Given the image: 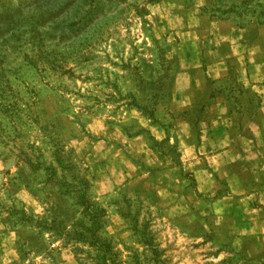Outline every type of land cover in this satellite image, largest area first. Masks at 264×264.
<instances>
[{"label": "rangeland", "instance_id": "rangeland-1", "mask_svg": "<svg viewBox=\"0 0 264 264\" xmlns=\"http://www.w3.org/2000/svg\"><path fill=\"white\" fill-rule=\"evenodd\" d=\"M197 13L264 59V0H0V264H264V99L235 156L189 159L205 173L151 134Z\"/></svg>", "mask_w": 264, "mask_h": 264}, {"label": "crops", "instance_id": "crops-1", "mask_svg": "<svg viewBox=\"0 0 264 264\" xmlns=\"http://www.w3.org/2000/svg\"><path fill=\"white\" fill-rule=\"evenodd\" d=\"M192 20L184 25L182 33L181 70L176 74L171 97L162 107L159 121L151 126V134L158 141L179 140L181 155L188 158L184 164L195 165L187 169L205 173L204 167L189 159L205 155L220 161L221 157L235 156L230 142L239 138L247 141L246 111L253 106L254 94L264 99V59L254 56L248 26L212 20L198 13ZM261 104L264 108V100ZM237 109L242 111L244 126L240 132L234 129L233 114ZM145 140L144 136L129 140L133 157L142 161L149 158V165H158L160 172L176 178L179 165L176 162L165 165V160ZM198 180L201 189H211L217 184L213 176ZM174 184L175 181L170 182L171 186Z\"/></svg>", "mask_w": 264, "mask_h": 264}]
</instances>
